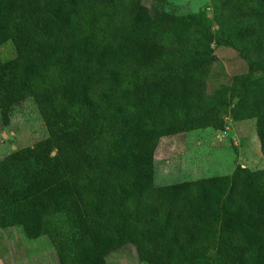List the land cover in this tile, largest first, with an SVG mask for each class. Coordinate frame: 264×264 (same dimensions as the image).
I'll return each instance as SVG.
<instances>
[{"label": "trees", "instance_id": "trees-1", "mask_svg": "<svg viewBox=\"0 0 264 264\" xmlns=\"http://www.w3.org/2000/svg\"><path fill=\"white\" fill-rule=\"evenodd\" d=\"M164 1V0H160ZM237 20L264 18V0H227ZM176 18L142 0H0V109L40 104L49 135L11 152L19 183L0 182V227L48 235L59 264H108L130 243L159 264H264V168L156 185L154 154L163 136L225 128L234 101L248 103L264 157V95L254 74L264 58L238 46L247 63L228 95L205 101L213 57L192 54ZM186 27L206 43L203 14ZM237 41L255 35L253 24Z\"/></svg>", "mask_w": 264, "mask_h": 264}, {"label": "rangeland", "instance_id": "rangeland-1", "mask_svg": "<svg viewBox=\"0 0 264 264\" xmlns=\"http://www.w3.org/2000/svg\"><path fill=\"white\" fill-rule=\"evenodd\" d=\"M119 3L125 0H117ZM153 16L162 12L176 18L174 23L183 31L184 45L192 54L213 57L206 77L205 101L213 104L219 95H228L235 86L234 76L247 71V63L238 46L246 49L254 59L264 58V18L237 20L227 11V0H142ZM189 13L203 14L215 36L231 38L235 45L206 43L192 29L186 27ZM244 24H253V37L237 41L236 30ZM16 52L11 42L0 45V57L8 60ZM254 94L264 95V71L254 74ZM225 128L200 127L163 136L154 154V182L164 185L231 173L236 165L251 169L264 168V157L256 133V118L249 114L248 103L234 101L224 115ZM49 135L40 111V104L28 98L17 107L0 109V182L10 186L22 176V163L8 155L18 149L33 146ZM159 257L149 262L138 254L130 243L111 252L108 264H159ZM0 264H59L56 251L48 235L29 238L21 225L0 227Z\"/></svg>", "mask_w": 264, "mask_h": 264}]
</instances>
